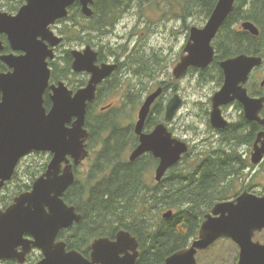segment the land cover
Returning <instances> with one entry per match:
<instances>
[{
  "label": "water",
  "instance_id": "95a60500",
  "mask_svg": "<svg viewBox=\"0 0 264 264\" xmlns=\"http://www.w3.org/2000/svg\"><path fill=\"white\" fill-rule=\"evenodd\" d=\"M236 0H217L203 27H191L182 55L176 65L174 75L179 78L188 67L206 68L213 59L211 45L219 29L234 9ZM76 2L84 17L92 16V0H43V22L25 24L31 17L30 3L14 18L0 13V33H6L13 50L25 53L21 56H0V61L11 69L0 73V188L11 178L19 162L27 154L47 152L51 155L43 175L32 184L31 190L20 194L14 203L0 213V260L14 258L24 262L32 247L43 252V260L38 264H135L138 258V243L129 232L120 230L113 240L95 239L91 244L89 258L75 250L66 251L65 243L55 242L60 230L67 229L81 220L73 206L67 205L62 196L74 183L73 167L87 157L85 141L88 137L84 129L87 103L94 98L98 83L110 75L114 66H94L97 54L86 47L82 52L72 51L73 72H87L91 78L87 86L75 94L62 82L49 85L48 62L54 54L47 45L54 47L62 39L56 38L49 26L56 20L65 19L67 9ZM243 31L258 36L257 27L251 22L241 24ZM43 38L41 42L36 38ZM2 46L0 43V51ZM261 65L260 57L238 56L220 64L224 74L223 89L213 99L225 102L233 93L246 107L248 114L255 109L257 114L263 99L250 101L245 91H238V84L244 83L250 71ZM50 88L51 105L44 107L42 96ZM161 89L149 94L139 110L135 133L139 145L129 154L133 162L145 153H151L159 160L154 171V180L160 182L166 171L174 166L187 152L184 143L174 140L163 125H158L150 134H142L145 119L151 105L160 96ZM175 96L166 105L165 121L169 122L180 105ZM74 120V121H72ZM70 123V126H67ZM212 124L219 125L213 114ZM263 133L258 135L256 145L261 142ZM264 154V142L255 147L252 162H260ZM70 160L72 162H70ZM172 211L162 215L169 218ZM264 229V195L261 197L243 192L234 201L217 203L211 212L204 216L191 244L175 251L162 264H197L196 255L208 249L221 238L230 239L239 247L238 264H264V246L253 241L256 232ZM31 234L33 241L24 239ZM21 247L22 251L17 252Z\"/></svg>",
  "mask_w": 264,
  "mask_h": 264
},
{
  "label": "trees",
  "instance_id": "16d2710c",
  "mask_svg": "<svg viewBox=\"0 0 264 264\" xmlns=\"http://www.w3.org/2000/svg\"><path fill=\"white\" fill-rule=\"evenodd\" d=\"M93 1L95 13L90 20H93L97 11L107 9V4L129 3L132 0ZM142 1L152 4L155 0ZM216 2L217 0H171L168 15L178 19L183 27L189 29L186 20L193 19L204 24ZM76 15L84 22L64 28L61 35L89 39L91 30L98 31L105 26L102 20H96L95 26L89 25L90 20L78 13L77 5L69 9L64 24L68 25L75 20ZM244 21L253 23L259 35L252 36L241 30L239 25ZM72 31L75 33L72 34ZM214 40L215 49L223 57L236 53L263 55L264 0H236L234 10ZM69 60L68 56L64 70L56 75L57 79L54 76V79H63V72L64 76L70 72ZM130 65L134 67L136 74L140 73L147 79L156 74L155 66L158 62L133 58ZM53 68L55 71V65ZM4 70L5 67L0 63V72ZM145 85L144 90L148 86ZM50 105L49 100L45 99L46 110ZM94 113L90 108L86 118L92 136L89 147L93 151L99 142L102 143L103 150L95 154L90 183L86 189H78L75 181L62 196L66 204L75 207L82 219L62 230L61 237L69 249L88 257L90 243L94 239H113L118 231L124 230L135 237L139 244V256L135 264H162L172 253L185 248L196 237L205 213L203 208L209 209L219 199V183L237 170L230 169L228 159H220L215 165L214 162L209 163L202 170L195 169L192 173L185 174L182 170L171 176L165 175L161 182L149 187L145 182L146 173L154 168L155 161L151 155H143L132 163L123 159V150L132 134L130 129H123L122 123L118 121L120 111L110 109L108 112ZM126 130H129L128 134ZM104 135L107 138L102 140ZM44 169L45 167L43 171ZM170 209L177 212H172L169 218L164 219V213H161ZM5 264L16 263L7 261Z\"/></svg>",
  "mask_w": 264,
  "mask_h": 264
},
{
  "label": "flooded vegetation",
  "instance_id": "af4514ba",
  "mask_svg": "<svg viewBox=\"0 0 264 264\" xmlns=\"http://www.w3.org/2000/svg\"><path fill=\"white\" fill-rule=\"evenodd\" d=\"M29 3L31 5V9H33L34 11L33 12L31 11V17L27 18L24 23L25 24L42 23L43 22V19H42L43 0H0V13L6 14L5 16L9 18H14L19 14L20 10L25 8ZM125 4L126 2H122V3L116 2L115 5L107 4L106 5L107 9H104L102 12L97 11L93 20H90L91 17H93L95 13L94 1H93V4L91 5L92 16L87 18L90 20L89 25L91 24L92 26H95L96 20L104 21L105 26L103 27L105 28L110 24L114 25L115 23L112 22V17L115 19L117 11H119L120 8H123ZM75 5H77L78 7V13L82 15L81 7L79 3L76 2L73 6ZM70 8L67 9V12L69 11ZM66 18L56 20L54 24L49 26V29L54 34V36L56 38L62 39V41L54 47L47 45V48L51 50L52 53L54 54V60L52 61L47 60L48 67L50 70L49 85H56L58 82H62L64 83V85L67 87L68 90L73 92V94H75L78 90L84 89L87 86L91 78V74L87 72L76 73L72 71L71 69V64L73 62V59L71 56L72 51L82 52L86 47H90L97 54V59L94 62V66H98V67L108 66V65L114 66L110 75L104 78L100 83L97 84L93 100L87 103V109H86V115H85V121H84V129L88 133V137L85 141V147H86V150L88 151V157L84 161L89 159L92 154V151L89 147L91 143V139H92L91 130L87 126V122H86V118L88 116L90 108H91V111L95 112L94 114L108 112L110 111V109H115V110L120 111V119L118 121L122 123L123 129L124 128L130 129L131 134H132V136H130V139L127 141L126 146L127 145L128 146L127 147L125 146L126 148L125 151L129 148L130 149L129 154H130L139 145V136H137L135 133V125L138 121L139 110L142 107L146 97L152 92L160 88L161 94L151 105L150 111L144 122L142 134H146V135L150 134L158 125H163L166 128L167 132L171 135L172 139L178 140L184 143L187 147V152L181 156L180 160L174 166H172L166 171L165 175L169 172H172L171 175H173L175 173V170L179 166H183V165H185L186 169L184 170L188 171L187 173L189 172L192 173L193 171H195V169L202 170V168L204 166H208L209 163L214 162V165H215L216 163H218L217 160H220V159L221 160L228 159L231 165L230 169L233 168V170H237L236 172L237 176L240 173H245L246 170H249V169L255 170L257 167L264 164V154L262 155V158L259 163L254 164L252 162V154L254 153L255 147L257 146L260 148L261 142H264V136H263L261 138V142H258L256 145L258 135L261 133L264 134V101L260 105V108L256 115H255V109H253V112L251 115L248 114L244 103L240 101L239 98H237L233 93H230V95L226 98L227 100L225 102H221V103L217 102L218 103L217 106H215L214 101H213L215 95L223 89V86L225 83V74L220 64L222 62H225L230 59H234L241 55H244L246 57H260L261 65L259 67L253 68L250 71V73L247 76L246 81L243 84L242 83L238 84L237 93L239 91L242 92V90H244L245 95L248 100L250 101L252 100L257 101L261 99L264 100V54L254 55V54H247V53H236L234 55H226L225 57H223V54L218 53V51L215 49V40H214L215 38H214L211 42V45L214 49V56H213L212 62L204 69L188 67L179 78H176L174 75L175 67L180 62L181 56L187 54L186 52H184V47L186 44L184 45L182 51L180 52L178 56L179 57L178 62L173 67L172 76H171L172 82H176L180 79H183L187 75H190L191 77L195 79L198 86L209 85L208 87H210L209 94L207 96H204L203 99L195 102V105H197L198 107L196 109L199 110V111H196L197 114L195 115V117L197 119V122L200 120V124H201L200 127L205 129L204 130L205 134L202 132L204 134V137H202V133H201L200 134L201 139H198L197 135H199V132H196L193 136H191L190 139H187L188 137L186 136V134L188 133L183 130V127L177 126V121L180 116L179 115L180 111L185 106L186 101L182 97V95L179 94L178 90H176L175 85L171 83H170V86L167 85L166 83L157 84L154 87L155 89H153L151 93L149 92V94L144 96L145 92H144L143 86H144L145 78L140 73L136 74L134 67L130 65V62H131L130 58H125L124 61L122 60L118 61L114 57H110L109 54L103 55L101 49H97L93 45L91 47L90 44H87V43L82 49H71V50L65 49L66 48L65 42L67 39L71 37L67 38L64 35H61L60 26L64 24V20H66ZM79 20H81V18L78 15H76L75 20H73L72 22H69V24L78 25ZM244 22H247V21H244ZM241 24L239 25L240 28H241ZM201 27H203V25ZM103 30L104 28H101L98 31L100 34H103L104 33ZM90 32L91 33L89 35H91L92 37H93V33H98L95 29L91 30ZM72 38L76 39L80 43H83L85 39L84 37H82V39L76 38V37H72ZM36 40L42 43L41 46L43 48V38L41 36H38ZM0 43L2 46V50L0 51V56L25 55L23 51L12 49V46L9 41V37L6 33H0ZM68 56L70 57V60L68 61L70 64L69 65L70 72H68L65 76L63 72L64 78L60 80H56L57 79L56 75H59V73H61L60 71L64 70V67L66 66L65 59H68ZM0 63L5 67V70L0 73L5 74L11 71V69H9L1 61ZM53 65H55V71H54ZM54 76L56 77V79H54ZM167 92H170L169 99L167 98V100H165V96ZM116 93L122 94L121 100H119V106L115 107L113 104H108L107 106L102 107L99 110L96 109L98 105L105 103L107 100H111L112 97H115ZM50 95H51V90L50 88H47L42 96L43 104H44L45 99H48L51 104ZM175 96L179 97L181 101L180 105L178 109L175 111V113L173 114L172 119L169 122H166L165 121L166 105ZM0 100H1V93H0ZM134 113H135V116H134ZM213 114L216 118V122L218 123V125L221 122H223L226 124L225 127L215 128L213 126L212 124ZM189 116L190 115L187 114L185 117L188 118ZM182 118L183 117L180 118V123L182 121ZM131 120H135V122L132 124ZM126 123L128 124L125 125ZM67 126H70V123ZM125 132L126 134H128L129 130H126ZM106 138H107V135H106ZM106 138L104 135L102 140H105ZM199 141L200 143H202L200 146H199ZM236 152H237V155H236ZM37 153L43 154V152L33 151L27 154L26 156H24L22 159H20L13 171L11 178L4 181L2 187L0 188V213L4 212L9 206H11L14 203V200L20 194L30 191L33 182L39 176L43 175L47 165L45 166L44 171H43V165H42L39 169H36L34 173L31 172L30 177H28V180L30 179L29 181L27 180L22 185H17L16 187H14V190L10 188V185L12 184L13 180H15L16 178L17 168H18V165L21 163V161L24 160L27 156L31 154H37ZM45 153L49 155L50 157L49 161H50L51 155L47 152ZM144 155H151L152 159H154L155 161L154 167L156 169V167L159 164V160L154 158L151 153H145ZM70 162L72 161L70 160ZM83 162H81V164ZM80 165L73 167L74 183L76 181V175H75L76 169ZM239 171L241 172L239 173ZM234 174H231L230 176L226 177L222 182L219 183L218 186H219L220 197L217 201H215L209 207V209L205 211L203 215V219L206 214L211 212V209L213 208L215 204L234 201L243 192H247L249 194H253L258 197H261L264 195V189L257 190V189H253L251 186H246L242 188L241 191L237 192L236 194L232 196L222 195L221 191L223 188L221 187L223 186L224 182L230 177H233ZM165 175L163 176V178L165 177ZM19 180L23 182L21 178ZM76 186H77V181H76ZM81 219H82V216H81ZM62 230L59 231L55 242L65 243V241L61 237ZM263 232H264V229H262L260 232H256L253 237V241L258 242L259 244L264 246V243L255 239L256 236L262 234ZM23 237L24 239H27L29 241L34 240L31 234H24ZM196 237H197V234H196ZM196 237L194 239H196ZM100 238H108V237H100ZM194 239H192L191 242ZM221 239L230 241L238 249V253L235 258L236 260L235 264H238L239 247L234 242H232L230 239H227V238H221ZM92 242L90 243V247H91ZM191 242L187 246H189ZM65 246H66V251L73 250V249H69L66 243H65ZM90 247L89 249L91 250ZM21 251H22V248L18 247L17 252H21ZM138 254H139V244H138ZM89 255H90V251L88 253V257L84 255L83 256L86 258H89ZM41 260H43V252L38 248L32 247L30 251L26 254L24 262L22 264H38ZM7 261H14L16 264H20L14 258L2 259L0 260V263L5 264Z\"/></svg>",
  "mask_w": 264,
  "mask_h": 264
},
{
  "label": "rangeland",
  "instance_id": "374dc122",
  "mask_svg": "<svg viewBox=\"0 0 264 264\" xmlns=\"http://www.w3.org/2000/svg\"><path fill=\"white\" fill-rule=\"evenodd\" d=\"M138 1L139 0H132L129 3L126 2L125 6L117 11L115 19L112 17V22L115 24L108 25L106 28L103 27V34H100L99 31H97L98 33H93V37L90 35L89 39H84L83 43H80L71 37L66 40L65 49H82L87 43L90 44L91 47L93 45L95 48L101 49L103 55L109 54L110 57H114L118 61H124L125 58H144L148 61H157L158 65L155 66L157 68H155L157 71L156 75H152L147 79L143 78L144 84L148 85L144 90V96L149 94V92L151 93L157 84L166 83L169 86L170 83L174 84L176 90H178L179 94L182 95L186 101L185 106L180 111L177 126L183 127V130L188 133L186 134L188 137L187 139H190L196 132H199L197 137L198 139H201L200 134L202 132L205 134V129L200 127V120L197 122L195 117L197 114L196 111H199L196 109L198 107L195 105V102L203 99L204 96L209 94V85L198 86L195 79L190 75H187L176 82H172L171 80L173 67L178 62V56L186 44L189 29L183 27L181 21L168 15L170 10L169 2L171 0H155L152 4L147 2L144 3L142 0ZM83 22V20H79V24H82ZM204 24H199L193 19L186 20V25L190 28L201 27ZM71 27L72 24H63L60 26V30ZM74 33L75 32L72 31V34ZM169 94L170 92H167L165 100H167V98L169 99ZM121 97V93H116L115 97L98 105L96 109L99 110L108 104H113L115 107L119 106V100H121ZM187 114L190 115L188 118L185 117ZM181 117L183 118L180 123ZM131 121L132 124L135 122V120ZM127 124L128 123L125 125ZM203 133L202 137H204ZM201 144L202 143L199 141V146ZM125 149L123 150V155L125 153L123 159L128 161L130 149L128 148L126 151ZM102 150V143L97 142L92 151L91 157L76 169L75 175L78 189L85 190L86 186L90 183L89 177L92 174L95 154ZM49 158V155L46 153H37L27 156L18 165L16 178L13 180L10 188L14 190V187L17 185H22L28 180L31 172L34 173L35 170L39 169L42 165L44 168L47 165ZM184 169H186L185 165L179 166L174 174L182 170L185 171ZM154 171L155 167L151 168L150 171L146 173L145 182L149 187H152L157 183L154 180ZM185 172V174H187L188 171ZM240 172L241 171H239V173ZM168 174L171 175L172 172H169L166 175ZM20 178L23 182L19 180ZM100 178L101 176L99 179ZM246 186H251L253 189L257 190L264 189V164L257 167L255 170H246L245 173H240L238 176L237 173L234 174L233 177H230L224 182L221 187L223 188L221 194L224 196H232ZM182 208H184V206ZM170 210L173 213L177 212L175 209ZM203 210L206 211L204 208ZM167 211L169 210H165L161 214ZM159 218H161L160 215ZM255 239L264 243V232L256 236ZM237 253L238 249L230 241L219 239L208 249L198 252L196 255V262L197 264H235Z\"/></svg>",
  "mask_w": 264,
  "mask_h": 264
}]
</instances>
